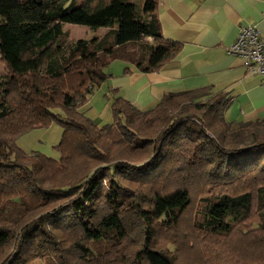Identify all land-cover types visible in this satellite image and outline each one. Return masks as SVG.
<instances>
[{"label": "trees", "instance_id": "obj_1", "mask_svg": "<svg viewBox=\"0 0 264 264\" xmlns=\"http://www.w3.org/2000/svg\"><path fill=\"white\" fill-rule=\"evenodd\" d=\"M157 3L0 0V264H175L148 245L147 228H176L193 204L200 233L227 237L251 218L264 230V121L227 122L224 94L167 93L142 111L110 90L113 121L103 126L81 111L111 63L149 73L178 54L181 44L161 36ZM67 24L105 33L69 40ZM52 121L59 160L17 146ZM143 152L164 178L148 198L116 178L130 168L120 158ZM136 224L146 238L126 257L119 247Z\"/></svg>", "mask_w": 264, "mask_h": 264}, {"label": "crops", "instance_id": "obj_2", "mask_svg": "<svg viewBox=\"0 0 264 264\" xmlns=\"http://www.w3.org/2000/svg\"><path fill=\"white\" fill-rule=\"evenodd\" d=\"M156 18L162 38L180 43V51L149 73L122 61L112 71L111 63L109 91L145 111L164 94L211 88L229 99L227 122L264 121L260 77L247 74L241 60L227 53L240 27L264 33V0H158Z\"/></svg>", "mask_w": 264, "mask_h": 264}, {"label": "rangeland", "instance_id": "obj_3", "mask_svg": "<svg viewBox=\"0 0 264 264\" xmlns=\"http://www.w3.org/2000/svg\"><path fill=\"white\" fill-rule=\"evenodd\" d=\"M63 30L67 32L69 40L89 39L93 36L100 37L105 33V29L93 31L88 27L71 24L64 25ZM119 66H121L120 62H114L110 70L114 71ZM3 74H5V68L0 60V77ZM107 84L108 80L100 88L94 90L87 104L81 108L84 115L99 126L110 124L113 121L110 101L105 95L110 92ZM61 137L62 127L60 123L52 121L44 128L33 129L21 134L16 143L27 154L38 153L59 160L60 154L57 145ZM154 157L155 155L151 153L143 152L136 153V156L129 155V159L126 157L119 159L122 164L130 167L124 177L121 174L116 177L122 184H127L126 191L128 193L148 198V195L158 190L156 186L164 182L162 175L158 172L152 173L153 168L158 166L150 161ZM149 162L151 163L149 164ZM138 167L140 168L135 169ZM143 169L144 171L139 172ZM131 174H134V176ZM199 179L200 177H195L194 183L199 182ZM244 180L240 179L239 181ZM250 182L244 183V186L248 188L249 184H252ZM232 183L235 184L236 181L233 180ZM173 186V183L165 184L159 190L166 189L167 191ZM130 190L133 191L129 192ZM218 191V189H215V192ZM195 200L198 202V197ZM142 203L143 205L147 204L148 200L145 199ZM198 208V204H193L192 208L182 215L177 227L174 229L165 230L155 225L147 228L151 235L148 236V245L173 254L175 264H264V230L260 229L258 220L251 218L243 222L241 226L233 227L234 229L227 237H217L200 233L193 228L196 218L195 213L198 215V211H196ZM132 229L131 236L119 247V253L126 254V257H130L131 251L139 249L146 238V235L139 231L138 224ZM255 238L258 239L255 240ZM65 258H68L67 253L64 254V260Z\"/></svg>", "mask_w": 264, "mask_h": 264}, {"label": "built area", "instance_id": "obj_4", "mask_svg": "<svg viewBox=\"0 0 264 264\" xmlns=\"http://www.w3.org/2000/svg\"><path fill=\"white\" fill-rule=\"evenodd\" d=\"M227 53L238 57L247 74L259 76L264 86V33L254 26L240 27Z\"/></svg>", "mask_w": 264, "mask_h": 264}]
</instances>
